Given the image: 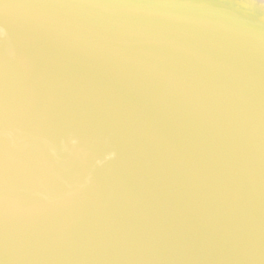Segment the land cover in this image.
<instances>
[{"label":"water","instance_id":"1","mask_svg":"<svg viewBox=\"0 0 264 264\" xmlns=\"http://www.w3.org/2000/svg\"><path fill=\"white\" fill-rule=\"evenodd\" d=\"M0 264H264V0H0Z\"/></svg>","mask_w":264,"mask_h":264}]
</instances>
